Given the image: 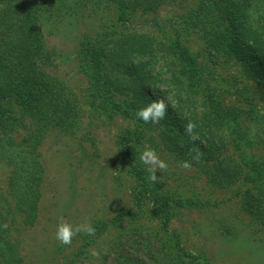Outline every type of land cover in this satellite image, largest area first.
Segmentation results:
<instances>
[{
	"label": "trees",
	"instance_id": "obj_1",
	"mask_svg": "<svg viewBox=\"0 0 264 264\" xmlns=\"http://www.w3.org/2000/svg\"><path fill=\"white\" fill-rule=\"evenodd\" d=\"M160 2L0 0V157L5 156L12 169L7 181L12 200L9 210L30 226L41 197L38 147L48 129L71 131L80 116L72 93L48 72L53 57L45 48L40 18L63 19L86 10L102 15L105 7H113L114 22L95 35L84 34L78 45L79 67L89 83V107L131 122L117 144L134 181L131 199L136 211H121L109 223H122L125 217L134 220L147 207V218L157 225L154 233L139 238L141 259L131 260L120 253L114 258L123 264H198L169 230L175 210L214 207L220 202L206 188L218 189L230 195L228 200L237 201L234 218L248 219L255 226L253 234L264 242V160L244 152L248 143L237 123V139L228 143L220 135L218 119L230 113L213 94L203 97L206 111L199 112L194 96L205 81L197 58L178 37L165 48L129 31L133 16L155 10ZM249 6V0H198L191 20L208 50L222 53L227 62L235 61L264 92V43L260 47L256 37L252 46L239 33L249 22ZM166 56L173 60L172 70L159 66ZM156 98L168 103L166 118L159 124L138 120L136 112ZM25 122L33 128L15 141L13 134L25 128ZM189 122L196 124L199 139L195 143L184 131ZM146 148L154 149L168 164L167 171L157 173L160 179L155 184L139 159ZM193 148L202 153L199 162L192 159ZM182 161L192 167H180ZM10 211L0 206V264H21L6 225Z\"/></svg>",
	"mask_w": 264,
	"mask_h": 264
},
{
	"label": "rangeland",
	"instance_id": "obj_2",
	"mask_svg": "<svg viewBox=\"0 0 264 264\" xmlns=\"http://www.w3.org/2000/svg\"><path fill=\"white\" fill-rule=\"evenodd\" d=\"M249 1V22L239 33L252 46L257 37L262 47L264 0ZM197 2L162 0L155 10L133 16L129 31L165 48L178 37L197 58L205 81L194 96L199 112L206 111L203 97L213 94L230 113V118L218 119L220 135L228 143L237 139V123L248 143L244 152L264 160V92L239 64L227 62L225 55L205 47L199 28L191 20ZM114 20L111 6L105 7L102 15L86 10L63 19L40 18L44 45L53 57L48 72L72 93L80 116L71 131L48 129L38 147L43 169L41 197L36 220L30 226L23 225L21 216L9 210L12 200L7 181L12 169L6 157H0V206L12 212L6 225L21 264H123L114 256L120 253L131 260L141 259L139 238L157 229L147 218V207L134 220L125 217L122 223H109L121 211H136L131 199L134 181L126 172V161L117 144L118 136L131 127V122L119 115L109 118L89 107V83L79 67L78 45L84 34L95 35ZM172 61L166 56L159 66L172 70ZM29 128L33 125L25 122V128L13 134L14 140ZM206 192L220 203L197 210H175L169 230L178 235L180 246L198 264H264V242L253 234L255 226L248 219L234 218L237 201L228 200L230 195L218 189L209 187ZM60 222L73 227L91 222L96 232L94 236L81 232L65 246L55 239ZM94 251L98 255L94 256Z\"/></svg>",
	"mask_w": 264,
	"mask_h": 264
},
{
	"label": "clouds",
	"instance_id": "obj_3",
	"mask_svg": "<svg viewBox=\"0 0 264 264\" xmlns=\"http://www.w3.org/2000/svg\"><path fill=\"white\" fill-rule=\"evenodd\" d=\"M168 103L164 98H156L150 100V102L142 109L136 112V117L138 120L144 123L159 124V122L166 118L168 115ZM196 124L194 122L187 123L184 131L188 138L195 143L199 137L195 132ZM195 154L192 159L199 162L202 153L198 148H193L191 150ZM140 161L147 166V171L149 172V180L155 184L159 181L157 173H162L168 170V164L162 160L156 151L151 148H146L139 157ZM180 167L184 169H190L192 167L191 163L188 161H182ZM6 227V226H5ZM81 232L89 236H94L96 229L92 226L91 222H87L82 225H73L67 222H60L57 226L55 239L60 242V244L65 246H70L73 239L78 236ZM94 256L98 255L95 251L92 253Z\"/></svg>",
	"mask_w": 264,
	"mask_h": 264
}]
</instances>
